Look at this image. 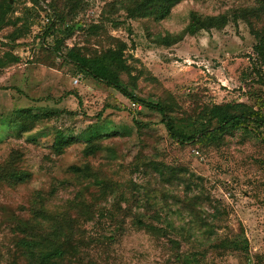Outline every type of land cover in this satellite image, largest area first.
I'll use <instances>...</instances> for the list:
<instances>
[{"label":"rangeland","instance_id":"374dc122","mask_svg":"<svg viewBox=\"0 0 264 264\" xmlns=\"http://www.w3.org/2000/svg\"><path fill=\"white\" fill-rule=\"evenodd\" d=\"M9 1L12 10L0 29V164L18 152L15 169L29 177L16 185L0 184V264H21L14 245L21 235L15 230L29 219L35 193L52 190L47 204L59 208L63 201L56 197H68L65 191L75 188L70 185L72 167L87 163L119 171L116 180L141 186L148 179L142 166L147 159L187 171L192 187L186 192V184H179L180 199L201 194L204 204L197 212L210 227L191 235L187 212L175 215L163 208L158 222L152 218L155 208L145 212L144 221L161 230L139 228L129 216L114 245L80 249L85 261L264 264V131L245 124L220 142L181 146L158 112L138 103L134 107L133 100L67 59L73 48L88 60L101 59L109 50L121 53L120 65L112 69L123 87L141 99L168 103L176 128L192 136L215 106H247L264 113V60L255 50L264 43L263 0H181L161 21L136 12L143 0ZM243 10L250 11L249 20L231 18L222 29L185 33L192 12L232 17ZM22 124L30 130L23 133ZM58 134L73 140L61 155L50 148ZM92 139L100 149L85 157ZM141 199L147 200L143 189L122 205L136 213ZM94 225L87 224L92 234L100 232Z\"/></svg>","mask_w":264,"mask_h":264},{"label":"trees","instance_id":"16d2710c","mask_svg":"<svg viewBox=\"0 0 264 264\" xmlns=\"http://www.w3.org/2000/svg\"><path fill=\"white\" fill-rule=\"evenodd\" d=\"M180 1L143 0L137 5L136 12L156 21H161L170 14L173 6ZM11 10L12 6L9 0L0 4V29ZM260 11L264 13V0ZM249 12L248 10L234 12L232 17L227 14L203 17L196 12H192L190 15L191 21L185 33L195 35L202 30L222 29L229 24L231 18L233 20L240 18L249 20V17H251ZM167 41L169 40L167 39ZM255 50L264 60L263 40L256 46ZM120 54L109 50L102 55L103 58L101 59L88 60L77 49L73 48L67 55V59L87 76L118 90L135 103L158 112L162 116V123L169 136L181 146L220 142L228 132L245 124L255 125L258 129L264 131L263 112L247 106L236 107L235 105L226 104L208 109L209 119L205 124L203 123L202 129L194 135L187 136L179 132L176 128V118L172 114L173 110L168 103L161 104L158 101L141 99L133 92V89L123 87L118 72L112 69L115 63L117 66L120 65ZM20 116L22 119H28L26 112L21 113ZM22 126L23 133L30 130L26 125L22 124ZM72 143L73 140L66 139L58 134L55 135L50 148L57 155H61ZM99 149V142L92 139L84 150V155L85 157L95 155ZM19 156L18 152H14L6 161L0 164V184L16 185L19 182H24L29 177L26 173L17 172L15 169V165L19 162ZM105 165L110 169L111 164ZM142 166L144 175L148 179L141 186L133 181L125 183L123 180H116L115 176L119 171L109 173L104 165L94 167L87 163L83 168L74 166L71 169L74 178L70 185H75V188L70 192L69 190L65 191L68 197H56V199L63 201V204L56 209L47 204V201L55 195L54 192H51L52 190L47 195L35 193L31 202L33 205L29 210V219L16 225L15 231L21 235L20 238L14 240L17 253L19 252L17 261H20L21 264H72L73 261H77V264H100L93 260L85 261V257L80 255V249L83 246L90 248L91 244L102 245L108 249L115 244L118 237L124 234L126 219L132 215L135 226L146 228L149 231L161 230L144 221L147 216L145 212L155 208L156 211L152 218L158 222L163 221L161 216L163 208L175 215H182V213L187 212L192 218L188 224V232L191 235H196L197 232L210 227L207 220H203L197 212L198 205L204 204L201 194L194 197L188 195L185 196L184 200L180 199L178 194L179 184H186V188H184L186 192H189L188 190H191L192 187L191 179H186L187 171L185 169L171 167L166 163L149 161V159ZM61 184H64L63 181ZM65 187L64 189H68V187ZM196 187L198 186L196 185ZM140 189H143L147 200L145 202L142 201L143 199L139 200L136 213H133L132 208H124L122 204L124 202L130 204L134 199V195ZM160 195L161 203L157 199ZM115 196L117 201L114 199ZM169 197L172 199V203L168 201ZM110 198H112V201L109 204ZM205 200L208 206L213 208L212 201L210 199ZM102 201L105 202L106 206H102ZM36 203L37 205H35ZM179 205L182 209L172 211L173 206ZM55 216L58 217L57 221H55ZM80 218H84L83 223H79ZM105 220L106 222L103 223ZM90 222L95 223L94 228L100 229V232L96 234L89 232L87 224ZM168 226L173 230L175 229L172 223H169ZM169 241L178 245L177 240ZM188 241L190 242V240ZM15 264H19V262Z\"/></svg>","mask_w":264,"mask_h":264},{"label":"built area","instance_id":"2783aa9c","mask_svg":"<svg viewBox=\"0 0 264 264\" xmlns=\"http://www.w3.org/2000/svg\"><path fill=\"white\" fill-rule=\"evenodd\" d=\"M78 82H79V80H76V83H77V84H78ZM133 106L136 107V106H137V103L134 102V103H133ZM138 107H140V105H139Z\"/></svg>","mask_w":264,"mask_h":264}]
</instances>
